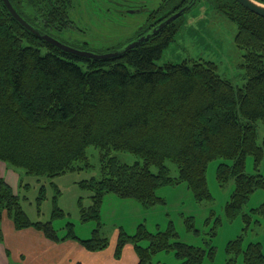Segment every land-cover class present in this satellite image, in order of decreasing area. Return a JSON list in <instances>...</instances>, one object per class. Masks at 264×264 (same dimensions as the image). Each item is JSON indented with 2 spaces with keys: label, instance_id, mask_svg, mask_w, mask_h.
<instances>
[{
  "label": "trees",
  "instance_id": "trees-1",
  "mask_svg": "<svg viewBox=\"0 0 264 264\" xmlns=\"http://www.w3.org/2000/svg\"><path fill=\"white\" fill-rule=\"evenodd\" d=\"M188 1L163 0L161 20ZM199 1L194 0L189 10ZM202 1L236 26L234 44L244 52L242 87L220 76L210 61L157 65L189 10L126 53L87 60L30 34L0 0V162L26 175L54 178L90 169L86 155L90 146L100 157V179L79 183L91 194V205L81 209V218L97 223L89 239H78L70 226L60 238L51 222L30 221L18 192L0 177V244L5 217L16 231L32 229L56 244L72 241L88 253L103 252L109 243L99 213L107 195L149 208L162 202L156 195L160 187L185 183L196 201H204L210 199L207 165L215 159L232 162L216 170L219 186L234 182L225 206L228 220L241 213L252 193L264 191V175L245 173L246 158L252 156L257 169L264 154V138L258 145L256 129L257 122H264V18L234 0ZM253 1L264 5V0ZM9 2L27 23L66 46L85 50L59 37L72 29L71 17L78 11L75 0ZM76 30L81 32L77 26ZM112 152L132 154L142 165L122 164L110 156ZM166 161L176 166L177 177L170 176ZM254 217L264 221V204L243 215L246 228ZM176 238L172 224L154 234L140 225L131 236L120 228L113 256L120 259L124 248L131 246L138 264H152L160 252L172 253L179 264H203V249ZM143 241L145 248L140 247ZM225 252V264H236L238 256L243 264H264L262 246L251 243L243 249L242 237L230 241ZM214 253L210 248L211 262Z\"/></svg>",
  "mask_w": 264,
  "mask_h": 264
},
{
  "label": "rangeland",
  "instance_id": "rangeland-1",
  "mask_svg": "<svg viewBox=\"0 0 264 264\" xmlns=\"http://www.w3.org/2000/svg\"><path fill=\"white\" fill-rule=\"evenodd\" d=\"M153 2L152 7H155L156 1ZM75 12L71 17V31L64 32L59 37L66 42L87 43L84 51L97 55L113 53L125 47L133 37L137 25L146 18V15L128 17L122 27L113 28L114 26L109 24L106 25L107 28H103L104 23L101 24V20L97 21L91 16L90 19L79 22V15H75ZM75 25L81 32L76 30ZM235 35L236 26L201 0L183 15L174 41L164 50L157 65L180 64L187 60L210 61L216 64L220 76L230 80L235 87H242L245 82L242 69L244 52L234 44ZM256 127L257 143L261 145L264 138V122H257ZM86 155L90 169L54 178L26 175L24 170L12 168L19 173L21 184L19 183L16 192L19 194L23 211L32 222H51L60 238L65 236V228L70 226L78 239L87 240L97 227L96 222H84L81 218V209L86 210L91 205V194L81 190L79 183L91 178L100 179L99 150L90 146L86 149ZM110 156L122 164L142 165L140 158L129 153L112 152ZM220 164L231 165L232 162L215 159L207 165L206 184L210 199L204 201H196L185 183L174 187H160L156 195L162 202L149 208L135 200L107 195L99 213L101 231L109 243L105 253L112 258L120 228L131 236L140 225L154 234L165 232L169 224H172L177 233V241L199 247L206 252L203 264H225L226 246L238 237H242L243 249L251 243H258L262 246L264 254V221L260 217H254L248 228L243 221V215H251L252 210L264 204V191L257 190L252 193L241 213L233 220H228L225 206L234 191V182L230 181L224 186L218 185L216 170ZM165 166L171 177H177L176 166L171 161H166ZM151 171L156 173L155 168ZM245 173L264 175V154L257 169L252 156H248L245 161ZM56 212L59 215L54 217ZM189 219L192 221L189 222ZM188 224L192 225V229L188 230ZM147 245L145 241L140 243L143 248ZM210 248L215 251L212 262L208 256ZM128 258L130 259V256ZM10 262L15 264L13 260ZM152 264L179 263L172 253L160 252L153 257ZM236 264H243L241 256L237 257Z\"/></svg>",
  "mask_w": 264,
  "mask_h": 264
},
{
  "label": "crops",
  "instance_id": "crops-1",
  "mask_svg": "<svg viewBox=\"0 0 264 264\" xmlns=\"http://www.w3.org/2000/svg\"><path fill=\"white\" fill-rule=\"evenodd\" d=\"M0 162V176L17 193L19 173ZM3 244H0V264H138L133 248L126 246L120 259L105 253H88L77 243H53L32 229L16 231L4 217L1 226ZM109 247V246H108ZM130 256V259L128 256Z\"/></svg>",
  "mask_w": 264,
  "mask_h": 264
},
{
  "label": "flooded vegetation",
  "instance_id": "flooded-vegetation-1",
  "mask_svg": "<svg viewBox=\"0 0 264 264\" xmlns=\"http://www.w3.org/2000/svg\"><path fill=\"white\" fill-rule=\"evenodd\" d=\"M155 1L157 5L152 7L154 3L153 0H75L76 7L78 8L75 15H79V22H82L84 19H90V16L96 18L97 21L101 20V24L104 23L103 28H107L106 25L109 24H112L114 26L113 28L122 27L126 23V18L146 15L144 21L137 25V29L133 34V37L129 40V42H131L136 38L142 37L140 36L134 38L135 35L141 34L142 32L146 35L169 18L161 20L162 14H159L158 10L161 9L163 0ZM191 2H193V0H189L186 6H188ZM178 12L179 11H177V13ZM175 14L176 13L173 15ZM74 45L83 49L88 46L87 43H81L79 41L78 43H74Z\"/></svg>",
  "mask_w": 264,
  "mask_h": 264
},
{
  "label": "water",
  "instance_id": "water-1",
  "mask_svg": "<svg viewBox=\"0 0 264 264\" xmlns=\"http://www.w3.org/2000/svg\"><path fill=\"white\" fill-rule=\"evenodd\" d=\"M3 5L6 7L8 13L12 16V18L20 25L22 26L26 31H28L30 34L33 36L39 38L40 40L44 41L45 43L56 47L57 49L61 50L62 52L71 54L73 56H77L79 58L87 59V60H106L110 58H115L123 53H126L134 48H136L139 44L145 42L148 40L150 37L155 35L157 32H159L161 29H163L165 26L168 24L174 22L176 19L181 17L187 10H189L192 7L193 2H191L188 6H186L184 9H181L178 13L175 15L169 17L165 21H163L161 24H159L157 27H155L152 31H150L148 34L136 38L130 43H128L125 47L118 51H114L113 53H106V54H93L90 52L86 51H80L76 50L74 48H71L69 46H66L59 42L58 40L52 38L51 36L43 33L36 27L32 26L31 24L27 23L24 19H22L15 11V9L12 7L11 3L9 0H1ZM194 1V0H193ZM238 4H240L243 8L248 10L249 12L263 17L264 18V5H261L253 0H234Z\"/></svg>",
  "mask_w": 264,
  "mask_h": 264
}]
</instances>
